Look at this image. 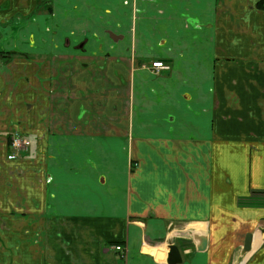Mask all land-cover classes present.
I'll return each mask as SVG.
<instances>
[{
    "label": "crops",
    "instance_id": "obj_1",
    "mask_svg": "<svg viewBox=\"0 0 264 264\" xmlns=\"http://www.w3.org/2000/svg\"><path fill=\"white\" fill-rule=\"evenodd\" d=\"M170 245L264 264V0H0V264Z\"/></svg>",
    "mask_w": 264,
    "mask_h": 264
},
{
    "label": "built area",
    "instance_id": "obj_2",
    "mask_svg": "<svg viewBox=\"0 0 264 264\" xmlns=\"http://www.w3.org/2000/svg\"><path fill=\"white\" fill-rule=\"evenodd\" d=\"M152 69L157 73L170 70L168 65L163 61L153 62ZM9 146L10 153L8 154L7 158L9 161H14L21 153L27 152L31 148L32 141L28 137L19 133H12L9 137ZM116 250L120 251L122 250V247L117 246Z\"/></svg>",
    "mask_w": 264,
    "mask_h": 264
},
{
    "label": "water",
    "instance_id": "obj_3",
    "mask_svg": "<svg viewBox=\"0 0 264 264\" xmlns=\"http://www.w3.org/2000/svg\"><path fill=\"white\" fill-rule=\"evenodd\" d=\"M252 234H248L245 240L244 250L249 252L251 250ZM183 261L180 248L177 245L169 246L168 264H181Z\"/></svg>",
    "mask_w": 264,
    "mask_h": 264
}]
</instances>
